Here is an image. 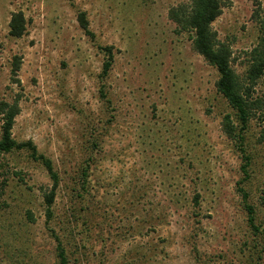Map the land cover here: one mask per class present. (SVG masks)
<instances>
[{
	"label": "rangeland",
	"instance_id": "374dc122",
	"mask_svg": "<svg viewBox=\"0 0 264 264\" xmlns=\"http://www.w3.org/2000/svg\"><path fill=\"white\" fill-rule=\"evenodd\" d=\"M184 2L0 0V104L20 100L14 140L32 141L60 177L48 221L46 167L26 149L0 157V264H60L54 234L70 264H264L242 192L264 227L261 125L247 131L245 179L222 127L233 110L219 73L169 17ZM223 2L213 29L249 84L264 0ZM15 12L28 20L20 39L10 34ZM254 95L264 97V75Z\"/></svg>",
	"mask_w": 264,
	"mask_h": 264
},
{
	"label": "trees",
	"instance_id": "16d2710c",
	"mask_svg": "<svg viewBox=\"0 0 264 264\" xmlns=\"http://www.w3.org/2000/svg\"><path fill=\"white\" fill-rule=\"evenodd\" d=\"M224 0H186L170 9L169 17L177 24L180 31L194 33L193 45L196 52L205 61L214 66L219 79L216 82L217 90L224 96L230 105L233 113L225 115L222 127L225 135L235 141L238 150L242 153L243 165L241 167L245 179L250 177L251 156L246 149L247 131L252 120L257 119L261 125L259 142L264 145V97L255 94L257 81L264 75V24H262V37L260 44L252 52V65L248 71L247 80L249 84L240 78L232 67V52L230 47L221 42L217 33L213 29L214 22L223 14ZM259 8L258 0H253ZM77 20L85 34L94 39L90 23L85 12H79ZM28 20L23 12H15L11 16L10 34L14 38H22L26 35ZM109 59L104 65L103 73L107 75L112 67L114 52L113 47L103 48ZM22 64L21 57H15L12 73L17 76ZM20 83L19 80H15ZM19 99L13 103L2 102L0 104V115L3 124L0 130V157L3 154L11 153L15 150H29L34 160L40 161L48 170L53 186L50 192L44 195L47 206L48 221L52 219V206L55 203L57 190L60 186V177L54 169L53 162L38 153L36 145L32 141L17 142L13 138V127L16 117L20 114ZM245 209L248 215L247 221L250 229L256 238H264V227L257 222V210L249 203V195L243 189ZM264 203V193L262 194ZM57 242V251L60 264H70L66 251L60 238L54 234ZM261 259V258H260ZM253 260L252 264H255Z\"/></svg>",
	"mask_w": 264,
	"mask_h": 264
}]
</instances>
